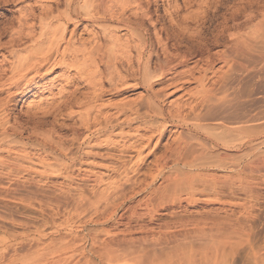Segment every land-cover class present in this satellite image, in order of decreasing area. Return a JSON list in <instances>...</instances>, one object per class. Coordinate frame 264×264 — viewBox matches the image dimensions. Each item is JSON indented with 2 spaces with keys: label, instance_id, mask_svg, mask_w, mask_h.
I'll use <instances>...</instances> for the list:
<instances>
[{
  "label": "bare ground",
  "instance_id": "1",
  "mask_svg": "<svg viewBox=\"0 0 264 264\" xmlns=\"http://www.w3.org/2000/svg\"><path fill=\"white\" fill-rule=\"evenodd\" d=\"M158 1L35 0L38 10L35 7H26L29 11L21 9L19 28L15 26L14 29H18L13 31L14 36L11 35L13 37L9 38L7 46H4L6 43L0 45V49L11 47L6 53L13 57V60L7 57L3 59L2 63L12 61L6 64L9 65L6 69L0 66V95L1 89L6 90V85L2 83L4 79L8 78L6 82L9 84H5L14 88L18 95L26 96V90H30V84L39 75L44 72L49 75L57 69L65 72L76 70L77 75L90 86L91 92L86 101L79 98L81 101L77 104L75 101L79 99L73 92L72 97L77 100L73 98L75 105L72 104L70 96L65 98V94L69 95L66 88L73 80L68 77L65 86L60 88L58 99L51 100L53 102L50 104L48 101L49 109L53 106L56 111L71 110L76 105L84 108L79 117L85 133L84 136L73 133L74 149L57 150L52 143L33 142L34 139H25L23 134L19 136V128L11 123L9 125L10 120H6L9 118H1V112L11 107L17 94L0 100V153L16 156L19 155L18 147L19 150L31 147L40 153L42 172L50 169L58 176L84 162H89L93 167L99 164L96 162L98 159L113 162L115 157L111 150L118 146H121V150L117 163L121 166H132L136 162L146 165V157L152 156L157 171L163 172L169 164V153L180 178L186 179L195 176L194 171L228 166L240 170L255 164L264 145V124H259L258 113H254L252 106L248 108L246 102L242 101V91L232 82L234 74L255 71L260 59L264 58V0H242L212 32L205 27L208 17L205 13L209 11L205 12V8L209 0H161L162 3L166 1L163 11L168 23L160 16L162 6ZM192 5L198 9L196 7L192 14L186 16L184 12L183 15V9H189ZM16 48L21 50L16 52ZM218 64L221 67L216 69ZM210 75L214 77L210 79ZM129 82H133V85H129ZM54 83L52 79L49 86ZM193 84L194 90L177 101L168 102L169 97ZM125 89H142L143 97L132 103L97 105L106 93L116 92L120 95ZM42 103L27 109L30 112ZM95 112L97 114L93 117ZM170 128L177 130L173 139ZM125 129L132 131L133 135H126ZM115 134L120 141H113ZM168 135L169 140L163 144ZM100 137L107 139L102 142ZM156 139L157 151L143 158L145 150ZM130 140L134 142L128 145ZM102 147H107L105 149L109 152L102 154L96 150ZM158 153L161 155L157 157ZM127 154L130 157L134 154L136 162L121 157ZM16 157L13 159L16 160ZM10 160L9 163H1L2 166L21 175L24 170L18 166L21 163L17 165L12 161L10 163ZM22 166L25 168L24 164ZM94 176L98 182H106L104 175ZM108 179L111 194L117 191L119 184L113 185V181ZM166 182L167 186L176 183L172 180ZM104 199V196H88L83 192L74 212L83 211L87 203L94 207ZM168 233L164 236L159 234L160 243H169L174 238L173 233ZM109 234L112 235L111 232ZM105 243L106 248L110 246L109 242ZM103 257H98L100 264H111V253Z\"/></svg>",
  "mask_w": 264,
  "mask_h": 264
},
{
  "label": "rangeland",
  "instance_id": "2",
  "mask_svg": "<svg viewBox=\"0 0 264 264\" xmlns=\"http://www.w3.org/2000/svg\"><path fill=\"white\" fill-rule=\"evenodd\" d=\"M159 1L162 6L159 15L168 23L163 11L166 1ZM241 1L209 0L210 5H205L206 8L204 6L205 12L209 10L205 13L208 16L207 21L205 20L206 29L209 27L211 32L215 31L217 25L220 26L219 23L229 17L231 10L239 6ZM195 5L185 8L187 12L183 9L182 14L185 12L187 16L195 12L198 6ZM26 7H35L37 10L39 8L35 5V0H26L23 3L19 0L8 3L0 0V45L6 43L4 46H7V42H10L9 38L14 36L13 31L19 28L18 20L22 18L20 10L29 11ZM17 25L18 28L14 29ZM5 28L7 32L3 31ZM4 32L6 33L3 35ZM8 47V50L0 49V64L5 57L13 60L6 53L11 49ZM20 50L21 48L15 49L16 52ZM9 62L0 66L7 68L9 65L6 64ZM258 65L255 71L234 74L232 83L242 91V101L246 102L248 108L252 106L254 113H258L259 124L263 125L264 58L260 59ZM219 67L221 64L216 69ZM46 73L48 72L39 75L30 84V90L23 87L24 90L27 89L26 96L18 95L14 88L7 85L8 78L2 81L6 90L1 89L0 100H6L4 98L10 94H17V98H14L7 111L1 112V118H9L6 119L10 120L9 125L11 123L13 127H18V133H21L19 136L23 134L25 139L52 143L57 150L72 149L73 133L78 132L82 136L85 133L79 117L84 108L76 105L71 110L67 108V111H60L57 108L56 111L53 106L49 109L48 105L55 98L58 99L60 88L65 86L68 77L73 79V86L70 84L66 88L69 95L65 94V98L70 96L72 104L77 98L86 101L91 88L77 75L76 70L65 72L57 69L52 74L45 75ZM9 75L8 73L7 76ZM209 77L212 79L214 76ZM52 79L55 83L49 86ZM129 85H133V82H129ZM194 88V84L187 85L183 91L169 97L168 102L177 101ZM123 91L120 95L118 92L106 93L97 105L132 103L143 97L142 89ZM73 92L77 98L72 97ZM80 99L75 103H79ZM18 100L22 102L18 103ZM40 103L43 104L40 106L42 108L31 109L30 112L27 109L39 106ZM96 114L95 112L93 117ZM12 130L16 132V129ZM170 130L173 139L177 130ZM125 134L133 135V132L125 129ZM169 136L163 144H166ZM106 139L100 137L99 140L103 142ZM112 139L120 141L117 134ZM132 142L134 140H130L128 145ZM156 142L157 139L145 150L143 158L148 153L157 151ZM19 148L17 152L23 155L22 158L19 155L16 157L0 153V164L9 163L10 159V163L15 162L21 158L20 162L15 163H21L18 166L24 169L20 175V172L14 173L10 170V173L0 165V264H100L98 257L106 258L108 253L112 254L111 264H264V145L260 149L258 161L251 167L233 170L228 166L194 171L195 176H190L189 179L180 178V173L176 171L178 168L173 167L169 153L167 156L170 165L163 172L157 171L155 158L152 156L146 157V165H139L134 154L132 157L127 154L121 157L136 163L132 166H121L117 163L121 150V146H118L111 150L115 157L113 162L98 159L96 162L99 164L96 167L84 162L69 170H63V175L58 176L50 169L42 172L38 151L31 147L22 150ZM105 148L96 150L106 154L109 151ZM160 155L158 153L157 157ZM14 157L17 159L14 160ZM30 167L34 169L31 170ZM92 173L97 176L104 175L106 182H98ZM108 178L113 181V185L119 184L117 191H112L111 194L108 191ZM166 180L176 183L167 186ZM83 192L88 196H104L105 199L94 207L87 203L83 211L74 212ZM109 232L115 236L112 238ZM168 232L173 233L174 238L169 243H160V236ZM105 242H109L110 246L106 248Z\"/></svg>",
  "mask_w": 264,
  "mask_h": 264
}]
</instances>
